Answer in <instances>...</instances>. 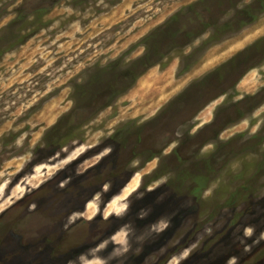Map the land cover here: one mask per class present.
I'll use <instances>...</instances> for the list:
<instances>
[{"label":"rangeland","instance_id":"1","mask_svg":"<svg viewBox=\"0 0 264 264\" xmlns=\"http://www.w3.org/2000/svg\"><path fill=\"white\" fill-rule=\"evenodd\" d=\"M186 5L193 25H209L214 43L197 52L199 40L207 38L200 37L161 59L160 49L169 46L164 37L171 44L185 38L174 30L185 19L173 14ZM251 16L254 23L247 22ZM168 22L172 32L157 30ZM238 28L239 33L224 36ZM261 29L264 0H0V171L11 176V188L25 175L33 176L34 166H46L34 181L44 180L39 188L0 213V264H66L121 229L129 232V250L112 258L116 245L110 243L100 253L109 264H168L196 242L198 247L181 264H226L231 256L237 264H264V240L254 243L264 231ZM155 31L157 47L152 48L148 37ZM129 73H135L133 79ZM207 74L209 103L195 117L194 142L182 153L174 149L163 157L130 197L129 210L105 220L103 210L126 175L128 132L164 111L172 114L196 104L200 97L190 90L177 96ZM116 97V108L100 107ZM91 120L118 123L116 141L104 138L68 161L90 139L86 128ZM134 120L141 121L127 127ZM22 136L23 146L17 147ZM149 142L150 149L151 138ZM106 143L115 144L114 159L94 162ZM137 154L147 157L153 150ZM48 169H55L51 179L45 178ZM160 176H168L167 183L147 192ZM105 183L112 185L108 192L101 190ZM209 187L213 194L204 199ZM140 193L143 199H137ZM96 194L100 213L66 230L68 215L84 211V198ZM32 204L36 207L30 211ZM162 218L171 226L156 232L153 225ZM249 224L256 232L243 237V226Z\"/></svg>","mask_w":264,"mask_h":264},{"label":"clouds","instance_id":"2","mask_svg":"<svg viewBox=\"0 0 264 264\" xmlns=\"http://www.w3.org/2000/svg\"><path fill=\"white\" fill-rule=\"evenodd\" d=\"M256 20L255 16L247 17L248 23H254ZM261 35H264V29H261ZM82 82V81H81ZM118 97L114 100H105L100 103V107L108 110L109 107L116 108L118 106L117 101ZM71 104V102H70ZM118 129V123L112 124L111 122L107 124H98L97 121L91 120L87 125L86 131L90 137L86 143L81 144L69 157L68 161L73 160L75 157L80 156L82 153L86 152L90 148H94L101 143V140L104 138H111L114 134V131ZM24 137H20L16 140L15 144L17 147L23 146ZM34 147V145H33ZM178 145L174 141H170L168 145L164 148L154 150L153 155H148L147 157L137 154L136 152H130L127 167L126 175L124 182L119 190V193L114 195L112 200L107 204L103 210V218L107 220L113 213L117 216H122L125 214L130 206L131 201L130 197L134 193H138V190L143 186L144 178L151 176L159 168L160 160L168 155H171L172 151L177 148ZM114 151H116V146L114 143H106L104 147L99 151L97 155L94 156V162H99L105 157L110 156ZM149 161H152V166L147 167L146 165ZM44 165H36L33 168V176L25 175L19 183L10 188L12 184L11 176L6 175L4 171H0V213H3L7 208H10L17 201L25 197L26 193L31 192L33 189H37L40 186V183H43L44 180L41 179L39 183L34 182L36 178L44 175L45 170ZM55 169H48L45 178L51 179L54 175ZM168 181V176H160L153 181H151L147 187V192L155 191L156 188L161 187L166 184ZM65 182H59V187L63 188ZM112 185L111 183H105L102 186L103 192L110 191ZM213 194V188H206L203 192V198L208 199ZM100 196L98 194L94 195L92 199L86 202L84 211H74L70 213L65 221V229L74 225L78 220L84 219L91 221L93 218L100 213V205L98 203ZM137 199H143V193L137 195ZM194 199V198H193ZM161 197H157V202H160ZM36 207L35 204L29 206V210H34ZM171 226V221L168 219H160L156 224L153 225V229L156 232H163ZM239 230V229H238ZM209 234L212 230L207 229ZM243 237L251 238L256 232V227L254 225H245L243 226ZM239 239V238H238ZM261 240H264V231H261L259 236L256 238L254 243H259ZM240 242L243 243L244 240L240 239ZM114 244L112 253H109V256L116 258L129 250V232L125 229L119 230L115 235L109 237L108 239L100 242L99 244L86 249L83 252L78 253L75 257H71L66 261V264H109L107 257H101L100 253L107 249L109 244ZM198 247V242L191 244L189 247L184 248L178 255H174L168 262V264H181V261L187 260L192 252ZM245 251H249L248 247H245ZM226 264H237V257L231 256L227 259Z\"/></svg>","mask_w":264,"mask_h":264},{"label":"flooded vegetation","instance_id":"3","mask_svg":"<svg viewBox=\"0 0 264 264\" xmlns=\"http://www.w3.org/2000/svg\"><path fill=\"white\" fill-rule=\"evenodd\" d=\"M189 6H191V8L194 7L192 4ZM189 6L186 5L182 8H180L178 10V12H176V14H173V16L178 15L181 19H185V20H182L185 23L184 25L182 23H180V24L176 25L174 28V30H176L182 36L185 37L184 40H182L180 42L175 41L174 43L171 44V41L169 40L170 37L169 36L164 37L163 41L166 42L169 46L165 47V45H164L163 48L160 49V51L162 52L161 53V59L163 57L165 58L172 51L182 50L183 48H186V47L192 45L191 42L197 41V39H200V37H207V38L205 40H202V41L199 40V42H200L198 45L199 47L196 48L197 52L203 51V50L205 51L206 49L209 48V45L212 46L211 44L214 43L213 40L209 39V25H207L206 27H202L198 23L195 26L191 22L190 18L187 17V16L191 15V12L188 11L189 9H191ZM207 9H209V8H207ZM215 10L218 11L220 14H223L221 12V9L218 8V5H217ZM219 13H218V15L220 16ZM213 15L215 17H217V15L215 13H213ZM207 21L209 22V15H208ZM168 25H169V22L167 24H161L158 26L157 30L161 29V30H165L167 32L168 31L172 32V28H173V27H171L172 25L169 27H168ZM240 28H238L236 31H234L232 33L227 32V34H225L224 36H229L230 34L235 35V34L239 33V31L241 30ZM157 34L158 33L155 31L150 35L151 37L150 36L148 37V39H150L149 45L152 48L157 47L155 45V42H154L155 41L154 37ZM171 45H173V46L170 47ZM156 49H154V51ZM149 50H150V47H149ZM147 56L148 55L145 54L143 60H145ZM184 57H188V54H187V56H184ZM161 59H159V60H161ZM185 63H188V61H186ZM141 64L143 65L142 61H141ZM189 69H187L185 72H187ZM133 71L134 70H131L130 72H133ZM134 75H135V73L134 74L129 73V78L133 79ZM203 78H205V79L203 80ZM202 80H203V83H201ZM188 90L192 91L198 97H200V100L196 104H193L190 107L183 106L179 109H175V110H173L172 114H170V113L167 114L166 111H164L165 113H161V115L156 116V117L150 119L149 121H147L143 124L137 125L136 127L138 128V130L134 129V130H136V132L135 131L128 132V134L126 135V138H125V147L127 146V153H128L127 161H128V157H129L130 152H133V148H132L133 145L134 146L138 145L140 147L139 151H138V148H136V150H135L136 153L145 154V153H148L149 151L153 150V154H155L154 150L164 148L166 145L169 144L170 141H174L178 145V147L175 149L178 150L180 153H182V151L184 150L185 147H188L189 144H192L194 142V138L196 137V132H193V127H194L193 124L195 123V120H196L195 117H197L200 114V112H202L203 107H206L209 103V74H207L206 77L202 75L199 77V79H198V77L193 79L191 81V83L188 84V86L186 88H184V90L179 94V96H177V98L183 97L184 95H186ZM172 103L170 105H172ZM144 119H146V118H144ZM144 119H141V120H144ZM141 120H134V122L130 125H127V127L128 126L129 127H135V125L139 124ZM165 123H166V125H167V123L169 124L168 125V131L165 129ZM206 126L209 127V123L206 124ZM156 128H158V133L151 135V136L146 135V133H149L150 129H152L153 131H156L155 130ZM129 129H127V131ZM200 130H203V128H201ZM112 138H113V140L116 141V138H117L116 131L113 134ZM150 138L153 141V142H151L152 143L151 146L153 149L152 148L149 149ZM153 138H156V140H154ZM146 141L148 143H146ZM121 143H123V141ZM115 154L117 155V152H115ZM113 156L114 155L112 154L111 156L105 157V159L102 161V163H104V162L108 163V160H110ZM113 159L114 158H112V160ZM116 160H117V156H116ZM124 178L121 181V183L119 185H117L116 188H118V189L121 188V186L124 182ZM94 191H96V190H94ZM91 195H92V193L88 194V196H91ZM87 198L88 197H86V199ZM86 202H87V200H85V198H84V200L82 201V205L84 206V209H85Z\"/></svg>","mask_w":264,"mask_h":264}]
</instances>
